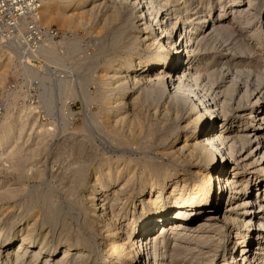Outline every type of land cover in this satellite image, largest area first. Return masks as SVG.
I'll return each mask as SVG.
<instances>
[{"label": "bare ground", "instance_id": "1", "mask_svg": "<svg viewBox=\"0 0 264 264\" xmlns=\"http://www.w3.org/2000/svg\"><path fill=\"white\" fill-rule=\"evenodd\" d=\"M74 1L47 3L42 21L82 23L75 10L91 3L89 11L124 26L112 38L125 51L100 74L106 118L96 122L118 141L116 154L91 163L87 195L95 242L108 253L101 264H264V60L255 59L264 0ZM255 21L261 30L246 34ZM242 51L249 54L236 58ZM144 111L155 122L144 125ZM21 113L0 137V153L27 134ZM123 133L152 139L144 163L125 155ZM130 184L142 194L134 211L122 200ZM4 230L0 264H98L92 237L73 242L49 228L35 246L33 222L13 245Z\"/></svg>", "mask_w": 264, "mask_h": 264}, {"label": "rangeland", "instance_id": "2", "mask_svg": "<svg viewBox=\"0 0 264 264\" xmlns=\"http://www.w3.org/2000/svg\"><path fill=\"white\" fill-rule=\"evenodd\" d=\"M76 1L77 0L74 2ZM49 2L63 5L66 4L68 0H40L38 17L42 25H55L64 31H71L73 33L79 31L82 34H88L95 38L97 43L95 48L96 51L92 53L91 56L87 57L91 58L90 61L86 59L83 64L89 63L93 64L95 67V89L92 88L93 91L88 89L93 76L85 78L81 94L82 106L77 102L73 107V109L79 113L77 121L70 127H58L57 132L55 131L56 127L53 122H40L37 119L38 117H31L30 119L28 114L19 110L22 112L20 119H24L25 116L27 117L25 118V120L27 119V134H25L20 141L10 142L9 147L7 146L5 150H2L0 153V191H3V193L0 194V229L2 227L5 228V237L6 235L8 237V234H10L16 238L13 245L18 244L17 242L22 238L21 236L28 227V223L30 224L33 222L35 223L37 235L40 233L35 246L38 244L39 246L41 245V239L49 228L52 229L50 236L53 234V231L56 234L61 232L60 234L70 235L71 241L73 242H77L75 238L79 235L81 238L92 237L94 239V249L96 250L93 259H97L98 264H101V261L108 253L102 252V250H100V245H97L98 242H95L100 228L99 224L93 222L91 219L89 212L94 201H90L87 195L90 190V182L94 180V176L91 174L92 162L96 160L98 162L101 157H108L112 154V156H115L116 154L113 151V146H116L114 142L118 141H116V138L113 136H109L108 133L110 130L104 129L103 131L100 129V126L97 125L98 123H104L106 118V102L104 100L106 97H104L105 95L103 92L106 91L107 84L103 82L102 75L100 74L109 71V67L113 64L114 60L121 57L122 53L125 51L124 48L116 46L112 38L116 36L118 31L124 28V26L121 21L113 20L110 16L107 18L108 20L106 19L105 21L101 15L102 11L101 13L89 11L90 6L92 7L91 3H85L79 10H75L77 16L80 15L79 17H81L82 23L72 24L71 26H60L57 22L44 23L42 21L41 9ZM229 18L233 19V15L230 14ZM262 20H264V9ZM256 28H261V23H259V21H255L254 28L246 32V34H250ZM225 33L228 34L225 35V38H235L228 32ZM235 39H233V41ZM234 42L237 43V49L241 48L238 39ZM255 46H257L255 47V51L259 54L255 59L261 57L260 60H264V49H261L258 42ZM247 54L249 53L242 51L238 52L235 57L245 59ZM11 66L12 57L5 52L0 42V75L3 73L1 75L2 77L0 76L2 78L0 80V87L7 82ZM231 67L234 68V66ZM101 87L105 89L102 90L103 88ZM101 95L104 98H101ZM33 110L37 113L35 107ZM16 112L7 114L6 117L0 119V137L5 133L4 130L9 126L10 122H12L13 117L15 118ZM96 112L98 114V121H96L95 117ZM149 113L150 111H144L141 114V120L143 119V123L144 125L146 124V126L151 124V122H153L152 120L155 119L151 113ZM165 124L163 123L164 127L169 125L168 122H165ZM44 125L49 128V130H47L48 128L46 127L48 132L39 133L38 130L41 131V129H45L42 128ZM61 129L64 130L63 133ZM60 133L62 134L60 135ZM119 136L118 138H122L124 141L126 140V144L123 145L124 147L121 146L124 148L123 150L126 149L125 155H130L136 161L144 163L147 159V152L151 153L148 148L152 139L145 134H143V136L135 134L130 137L127 133H123ZM80 145L81 147H79ZM30 148L33 150L35 149L34 152H32ZM30 153L36 155L32 156ZM7 155H9V157H7ZM95 190L96 188L94 192ZM4 193H6V195ZM138 193V186H136V184H130L127 191L122 194L124 204L126 207L131 208V210L133 209L132 211L139 205L138 199L142 194L140 195ZM145 194H147V192H145ZM95 196L97 200L100 194L97 193ZM51 210H56V214L54 213V215L58 217L55 219L57 221L59 220V222L55 219L56 222H48L47 218Z\"/></svg>", "mask_w": 264, "mask_h": 264}, {"label": "built area", "instance_id": "3", "mask_svg": "<svg viewBox=\"0 0 264 264\" xmlns=\"http://www.w3.org/2000/svg\"><path fill=\"white\" fill-rule=\"evenodd\" d=\"M39 9L40 0H0V42L12 57L9 78L0 87V119L23 110L30 119L53 122L57 132L77 121L73 107L82 106L84 79L93 76L88 89H95V67L83 64L97 43L79 31L42 25Z\"/></svg>", "mask_w": 264, "mask_h": 264}]
</instances>
